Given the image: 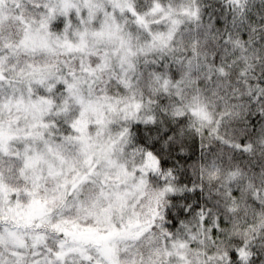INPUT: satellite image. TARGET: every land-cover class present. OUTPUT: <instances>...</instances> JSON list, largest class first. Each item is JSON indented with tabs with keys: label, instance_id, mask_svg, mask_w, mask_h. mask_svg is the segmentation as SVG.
Returning a JSON list of instances; mask_svg holds the SVG:
<instances>
[{
	"label": "snow or ice",
	"instance_id": "snow-or-ice-1",
	"mask_svg": "<svg viewBox=\"0 0 264 264\" xmlns=\"http://www.w3.org/2000/svg\"><path fill=\"white\" fill-rule=\"evenodd\" d=\"M0 264H264V0H0Z\"/></svg>",
	"mask_w": 264,
	"mask_h": 264
}]
</instances>
